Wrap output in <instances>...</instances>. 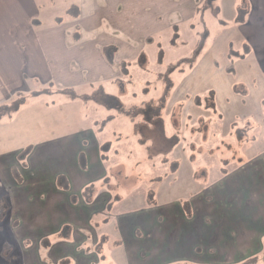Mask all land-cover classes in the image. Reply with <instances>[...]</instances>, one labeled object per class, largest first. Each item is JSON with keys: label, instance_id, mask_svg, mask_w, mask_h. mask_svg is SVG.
Here are the masks:
<instances>
[{"label": "rangeland", "instance_id": "1", "mask_svg": "<svg viewBox=\"0 0 264 264\" xmlns=\"http://www.w3.org/2000/svg\"><path fill=\"white\" fill-rule=\"evenodd\" d=\"M257 2L141 0L135 7L137 15L131 16L130 5L135 2L128 0L131 32L125 38L111 23L99 22L98 16L84 18L85 26L93 31L99 28L97 33L118 34L92 46L96 55L101 48L96 59L118 63L111 78L110 72L81 71L76 63L71 66L76 72L61 73L62 77L54 72L52 84L36 85L0 105V157L7 159L6 164L0 161V264H24L26 245L21 247L14 237L5 168L12 164L7 175L11 170L19 183L14 172L22 178L26 158L53 141L89 129L109 170L117 167V174L122 171L138 179L134 187L123 183L118 184V192L111 190L121 199H115L104 215L153 207L189 194L199 185L239 171L264 147V71L260 68L264 66V22H257L264 16H253L259 11ZM80 3L56 4L65 17V30L74 32L65 41L72 46L81 44L82 30L69 20H80ZM114 3L92 0L90 5L112 10ZM155 115L161 120L151 129L147 121ZM163 137L170 139L169 147L162 144ZM110 178L115 179L113 174ZM103 219L96 216L93 227L98 229ZM110 237L105 250L113 261L112 243L119 236ZM50 243L43 242V248ZM255 258L253 264H264V241Z\"/></svg>", "mask_w": 264, "mask_h": 264}, {"label": "crops", "instance_id": "2", "mask_svg": "<svg viewBox=\"0 0 264 264\" xmlns=\"http://www.w3.org/2000/svg\"><path fill=\"white\" fill-rule=\"evenodd\" d=\"M61 1L0 0V105L17 94L31 92L36 85L52 84L54 72L60 77L61 73L76 72L71 70L76 63L81 71L110 72L109 79L116 71L115 59L114 65L96 59L101 48L96 55L92 46L118 34L97 33L99 28L95 26L93 31L83 22L98 16L99 22L111 23L115 32L128 37V0H115L112 10L92 6V0H79L80 20L69 17L72 26L82 30L78 38L81 44L73 46L65 41H70L74 32L65 30V17L56 10ZM133 1L131 16L137 15L135 7L141 2ZM256 4L259 11L253 16L260 19L264 0ZM260 68L264 71L263 65ZM162 139L164 145L169 142L166 137ZM35 151L26 158L20 184L13 180L11 170L7 175L11 163L4 171L14 237L21 247L27 245L24 264H243L263 248L264 147L239 171L199 185L196 191L193 188L168 202L114 215H104L115 199H121L111 190L118 192V184L123 183L134 187L138 179L122 171L117 174V167L109 170L94 132L88 129L71 134ZM82 154L85 169L79 162ZM8 156L10 160L12 155ZM1 158L6 164V157ZM112 174L115 179L110 178ZM59 178H64L68 190L58 186ZM89 186L96 190L92 203L86 204L83 191ZM96 216H105L98 229L93 227ZM111 235L119 236L112 243L116 250L113 261L105 250ZM43 242L50 243L47 249Z\"/></svg>", "mask_w": 264, "mask_h": 264}, {"label": "trees", "instance_id": "3", "mask_svg": "<svg viewBox=\"0 0 264 264\" xmlns=\"http://www.w3.org/2000/svg\"><path fill=\"white\" fill-rule=\"evenodd\" d=\"M200 45H201V41L198 42V46H197V48H199ZM18 102H19V98H18V99H15L14 101H12V102H11V105H12V106H16V104H17ZM13 108H14V107H13ZM2 111H3V109L0 108V113H1ZM160 120H161V119H160V116H159V118H158V115H155L153 118L150 119V122L147 121V127L151 128V129L154 128V126L156 125V123L159 122ZM156 126H157V125H156ZM169 142H171L170 139H169ZM81 158H82V157H81ZM81 167H82L83 169H85L84 160H83L82 163H81ZM14 173H15V176L18 178L19 183H21V182H20V179H22V178H21L20 174H19V173L17 174L16 171H15ZM197 178H198V177H197ZM197 180H199V179H197ZM58 186H59L61 189L68 190V186H67V184L65 183L64 178H59V180H58ZM95 190H96V187H95V186H89V187H87V188L83 191V199H84V202H85L86 204H90V203H92L93 193L95 192ZM185 207H187V208H185V209H188V206H185ZM109 209H110V205H109V207L107 208V212L109 211ZM101 241H103V240H101ZM44 244H45V242H44ZM44 244H43V245H44ZM255 257H256V256H255ZM255 257H254V258H250L248 261H246V262L243 263V264H253L254 260L256 259Z\"/></svg>", "mask_w": 264, "mask_h": 264}]
</instances>
